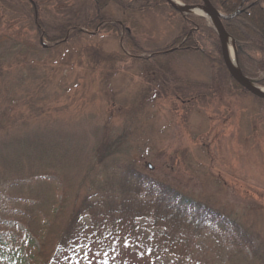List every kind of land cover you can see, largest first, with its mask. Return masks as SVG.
Instances as JSON below:
<instances>
[{"label":"rangeland","instance_id":"1","mask_svg":"<svg viewBox=\"0 0 264 264\" xmlns=\"http://www.w3.org/2000/svg\"><path fill=\"white\" fill-rule=\"evenodd\" d=\"M198 1L194 4L202 3ZM121 2L0 0V35L40 49L2 61L1 189L47 160L27 147L29 138L42 136L58 146L60 154L72 156L69 161L59 159L62 171L48 177L58 189L57 199L66 190L72 203L74 195L85 193L83 182L89 181L91 155L100 141H119L117 163L134 166L225 218L224 230L214 221L198 225L179 217L171 227L165 218L171 212L157 209L158 215L137 219L141 241L130 243L129 249L140 243L157 247L148 256L152 264H264V101L235 85L223 55L213 47L221 43L209 19L203 17L198 24L210 28L213 36L207 35L205 42L198 35L201 45L190 43L196 52L184 49L169 56L156 50L187 47L189 41L179 45L184 39L177 37L188 24L186 17L199 16L185 17L166 0L155 9L140 11ZM70 13L75 24L64 38L62 28ZM98 13L107 15L93 21ZM111 23L119 24V31L102 27ZM127 31L138 35L142 53L125 48ZM238 43L240 68L249 78L264 77V62ZM213 52L215 57H209ZM187 82L192 84L185 86ZM6 198L0 194V201ZM47 216L54 219L44 215L46 222ZM83 222L89 219L85 216ZM236 226L238 232L252 236L250 247L237 244L242 235L237 236ZM26 229L19 222L18 230ZM28 239L33 247L43 243L30 233ZM51 240L44 239L46 252L32 264L47 263ZM116 244L126 247L124 241ZM164 248L170 252L164 253ZM141 249L139 253L144 252ZM252 251L258 259L252 258Z\"/></svg>","mask_w":264,"mask_h":264},{"label":"trees","instance_id":"2","mask_svg":"<svg viewBox=\"0 0 264 264\" xmlns=\"http://www.w3.org/2000/svg\"><path fill=\"white\" fill-rule=\"evenodd\" d=\"M24 1L26 3L30 2L29 0ZM183 1L188 4L199 3L198 0ZM210 1L224 13L234 12L241 2V0ZM120 2L121 5L127 8L137 6L140 11L155 9L162 2L165 3V0H120ZM71 13L69 14L70 17L64 21L67 24L62 28L64 38L68 30L75 24L72 23L75 17ZM105 15L98 13L97 16H94L93 21H100ZM200 19L202 17L189 18V20L196 21V23H189L188 20L186 22L188 24H184L182 27V35L177 37L178 39H184L181 40L182 42L180 41L179 45L189 41L187 47L183 48L175 44L178 46L177 48L171 49L172 47L165 46L156 51L163 50V53L170 54L169 56L184 49L196 52L197 47L190 45V43L195 41V43L200 44L198 35L200 39L202 36L201 41L205 40V42L209 36H213V31L210 28L198 24ZM255 20H258V22ZM41 24L43 25V23ZM225 25L229 33L236 37L237 42L245 44L247 50L253 53L250 56L256 58L259 63L264 62L263 55L260 56V52L264 53V14H262V11L254 15L245 12L227 21ZM102 27H109L105 29L111 31H114V29L119 31V24L117 23L106 26L103 24ZM44 31V34H48L47 30L44 29ZM127 33L128 36L126 35L125 40H123L125 48L130 50L131 53L135 52L134 54L142 53L144 47L141 46L138 35L131 34L130 31H127ZM207 35L209 36L207 37ZM64 38L62 39L64 40ZM200 45H197L198 48L204 50L202 49L203 46L200 47ZM213 47L216 48L221 57L219 43L216 44V47ZM39 50L36 46L31 47L28 44L19 43L11 36L0 35V75L2 74V61L6 58L9 59L15 53L25 56L29 52L34 53L39 52ZM214 53H209V57H215L216 54ZM152 57H154V52ZM220 62L224 67L221 58ZM160 66L161 70L164 69L162 65ZM244 72L249 75L248 72ZM250 76L255 77L257 75L252 76L250 74ZM234 83L241 91L247 92L237 82L234 81ZM189 84L192 83H184L185 86ZM261 84L264 85V78ZM3 125L0 119V127ZM45 139L47 138L38 136L29 138L26 142L31 143L27 146L32 151V153L30 151L29 153L42 154L48 157L47 160L35 169H33L34 166H30L31 169L28 173L16 175L15 179L8 180L9 184L4 188L1 189L0 187V194L7 196L5 200L0 201V264L34 263L39 253L44 254L46 252L47 241L44 242L46 237L52 239L46 264H152L153 262L151 263L148 256L155 253L157 247L140 246L142 244L140 243L137 245L139 247L132 250L129 249L131 248L129 244L135 242L138 238L139 242L141 241V237L137 234V219L158 215L159 211L157 209L162 212H171V216H165L166 219L169 218L171 227L176 224L175 217H179L198 225H202L206 221H214L218 227L221 226L222 230L225 229L223 226L224 216L218 211L206 207L173 187L152 179L132 165L117 163L116 153H118L119 141H108L107 139L100 141L95 153L91 155L93 160L87 174L89 181L86 184L85 181L83 182L85 184H83L85 187L83 195H74V202L69 203L67 199L69 195L65 190L62 191L63 195L58 200V189L48 177L57 173V170L62 171V168L57 165L59 159L69 161L72 156L67 152L65 153L70 157L64 156L63 151L60 154V148ZM48 145L51 147L47 149ZM35 156L40 158L39 155ZM108 160L109 164L107 163ZM10 191L14 193L8 195L7 192ZM67 208L70 209L66 211ZM63 212H67L66 217ZM44 215H51L54 219L51 220L47 216L49 221L46 222ZM62 215L65 219H69L64 220V218H61L62 222H58ZM85 216L89 219L88 223L83 222ZM19 222L23 223L27 229L24 231L18 230ZM237 226L236 231L240 233ZM28 233L38 239L39 242L43 240V243L41 242L38 248L33 247L32 241L28 239ZM133 235H137V237L135 238ZM237 236H241L237 243L240 246L250 247L254 242L252 236L244 231ZM111 241H114L112 246H110ZM118 241H124L126 247L119 248L116 244ZM140 247H142L141 251L144 252L139 253ZM54 248H57L59 253H56ZM169 252L168 249L164 248V253ZM251 253L252 258H257L258 254L253 251ZM25 257H27L26 261ZM171 264H179V262L173 261Z\"/></svg>","mask_w":264,"mask_h":264},{"label":"water","instance_id":"3","mask_svg":"<svg viewBox=\"0 0 264 264\" xmlns=\"http://www.w3.org/2000/svg\"><path fill=\"white\" fill-rule=\"evenodd\" d=\"M167 1L171 6L183 14H197L210 20L220 39L222 55L231 77L251 94L264 100V88L258 84V80L245 76L240 69L235 40L230 36L223 24L224 19H231L235 17L240 10L237 9L232 14L224 15L213 6L210 0H202L201 4L191 5L183 3L177 5L173 2V0ZM229 42L233 45L235 65L229 56Z\"/></svg>","mask_w":264,"mask_h":264},{"label":"flooded vegetation","instance_id":"4","mask_svg":"<svg viewBox=\"0 0 264 264\" xmlns=\"http://www.w3.org/2000/svg\"><path fill=\"white\" fill-rule=\"evenodd\" d=\"M237 9H239L240 12L235 17H233L232 19L238 17L239 15H241L245 12H249V13H252L254 15V13H255L254 11H256L257 13L260 11H264V0H241V2L238 4V7L236 8V10ZM223 14H229V13L223 12ZM232 19H224L223 20L224 25H225V23H227V21L232 20ZM189 21L192 23L191 20H189ZM255 21L258 22V20H255ZM194 23H196V22H194ZM225 28L227 29L226 25H225ZM241 49H242V47L240 48V50Z\"/></svg>","mask_w":264,"mask_h":264},{"label":"bare ground","instance_id":"5","mask_svg":"<svg viewBox=\"0 0 264 264\" xmlns=\"http://www.w3.org/2000/svg\"><path fill=\"white\" fill-rule=\"evenodd\" d=\"M174 3H176L177 5L181 4L179 1L177 0H173ZM228 51H229V56L233 62V64L235 65V57L233 55V45L231 42H229V45H228Z\"/></svg>","mask_w":264,"mask_h":264}]
</instances>
